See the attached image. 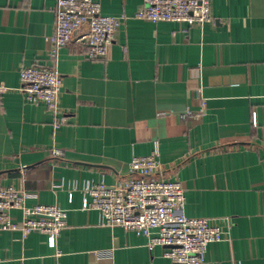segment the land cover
I'll return each mask as SVG.
<instances>
[{"label":"crops","instance_id":"obj_1","mask_svg":"<svg viewBox=\"0 0 264 264\" xmlns=\"http://www.w3.org/2000/svg\"><path fill=\"white\" fill-rule=\"evenodd\" d=\"M96 1L122 24L102 60L84 57L85 27L59 51L54 116L26 101L19 73L54 66L56 0H0V184L67 215L55 249L44 234L0 231V264H173L83 209L85 181L112 186L154 142L161 176L182 183L185 216L231 219L202 264H264V0H212L202 28L138 20L142 0Z\"/></svg>","mask_w":264,"mask_h":264},{"label":"built area","instance_id":"obj_2","mask_svg":"<svg viewBox=\"0 0 264 264\" xmlns=\"http://www.w3.org/2000/svg\"><path fill=\"white\" fill-rule=\"evenodd\" d=\"M134 18L151 23H174L186 28H202L211 20L212 0H142ZM54 32L50 38L55 59L53 67L31 65L20 70V91L34 106H44L56 116L62 78L57 69V54L69 45L73 34L86 28L83 40L87 46L86 59L95 61L106 57L115 31L122 19L101 13L96 0H56ZM0 85V94L5 93ZM199 111L198 114H201ZM195 114L186 111L181 118ZM61 122H65L61 118ZM56 127V126H55ZM54 158L62 153L53 149ZM159 144L147 156H134L129 162L127 177L117 179L107 187L103 182L85 181L83 209L98 213L99 224L121 228L147 239L149 249L161 247L163 256L173 264H202L208 245L228 238L229 217L188 218L184 214L185 191L179 179L161 176ZM76 190V185H73ZM37 194L0 184V231H19L25 238L32 233L44 234L47 244L55 249L57 240L67 227L66 212L56 205L34 203ZM11 210L21 212V221L14 222ZM60 255V251L56 250Z\"/></svg>","mask_w":264,"mask_h":264},{"label":"water","instance_id":"obj_3","mask_svg":"<svg viewBox=\"0 0 264 264\" xmlns=\"http://www.w3.org/2000/svg\"><path fill=\"white\" fill-rule=\"evenodd\" d=\"M75 33H76V32H75ZM75 33H74V34H75ZM74 34H73V36H74Z\"/></svg>","mask_w":264,"mask_h":264}]
</instances>
